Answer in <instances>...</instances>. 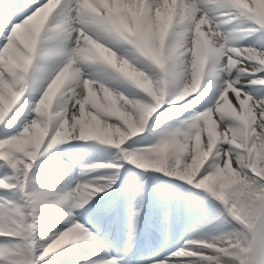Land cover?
<instances>
[{"label":"snow or ice","instance_id":"1","mask_svg":"<svg viewBox=\"0 0 264 264\" xmlns=\"http://www.w3.org/2000/svg\"><path fill=\"white\" fill-rule=\"evenodd\" d=\"M229 23L264 31V0H0V264H40L77 239L76 210L115 183L125 159L219 203L205 221L214 234L149 264H264V47L231 43L245 37L223 35ZM177 111L184 118L162 123L156 142L126 145L155 114ZM89 139L123 156L82 164L49 203L54 185L33 169L62 142ZM101 167L117 171L86 175ZM57 212L69 226L45 238Z\"/></svg>","mask_w":264,"mask_h":264},{"label":"bare ground","instance_id":"2","mask_svg":"<svg viewBox=\"0 0 264 264\" xmlns=\"http://www.w3.org/2000/svg\"><path fill=\"white\" fill-rule=\"evenodd\" d=\"M210 14L215 12V6L209 8ZM248 23L254 24L255 21H248ZM233 27L232 23L222 25L221 33L223 35H230L232 37H237L243 35L245 38L242 40H232L231 43L243 45L244 42L252 45L253 47L260 48V45L263 44L264 47V31L262 32H230L229 29ZM255 35V36H251ZM134 87V86H132ZM259 90V89H257ZM201 93L211 94V90L208 88H202ZM191 98V97H190ZM198 107V106H197ZM172 108H176L173 106ZM164 109H161V112ZM179 112V111H178ZM180 113V112H179ZM160 116L158 112L153 118V128L146 130L144 133L138 134L134 137L135 140H144L148 138L149 134H155L157 129H154L155 125L161 126V123L157 121V118ZM6 125H0V135L5 131ZM71 145L63 146L59 151L53 152L54 155H48L42 160L47 161V164L43 168H34L33 171L36 175L45 181H48L54 185L52 192L49 194L46 199L49 203H54L59 195L62 194L69 187L70 182L72 183L74 179L80 173V168L82 164H106L111 161H119L123 156V153L115 146L103 143L101 141H96L93 139L89 140H69ZM68 141L62 142L66 143ZM128 142V141H127ZM126 142V143H127ZM66 145V144H65ZM124 147V146H122ZM114 171V169L101 167L90 169L86 175L90 176H99L108 178ZM6 169L0 167L1 177L5 175ZM121 173L123 177L121 179L130 177V191L124 192L121 196L113 197L112 190L115 189L120 179ZM160 174L163 178H166L164 183L161 196L164 199V205L166 207V212L164 216V221L166 223L165 233L168 234L167 242L165 244V253L169 252L172 247H177L178 245L176 239L179 235L176 231H179V220H180V202L177 189L179 188L180 183H187L181 181L178 177H171L167 172H161L159 169H141L138 165L132 164L130 160H123V167L118 170V178L115 183L112 184L110 188H107L105 191L98 193L94 196L87 204H85L81 209H77L76 212L79 213L77 216L78 221L82 224L83 222L88 224L89 229L80 230L76 233L77 239L71 240L68 244L63 245L61 248L55 250L49 254V257L45 260L47 264L48 260H52L50 264H65V262H73L78 259H85L86 255L94 253V259H99L100 256L97 255L99 251L95 250L93 245L100 246L98 243L97 235L94 231L98 232L99 229L106 227L111 223V220L115 219L119 223V216L121 219L126 217L127 224L125 230V240L124 245L120 251L128 250V254H121L119 262L121 264H149V261H144L142 254H138L139 246L145 237V215L147 212V206L151 197L157 198V193L154 192L147 183V174ZM189 187H194L189 185ZM165 187V188H164ZM195 188V187H194ZM125 191V180L119 184L117 192L121 190ZM116 192V194H117ZM195 193V192H194ZM149 200V201H148ZM200 200L194 196H190L187 201L186 208L190 209V214L187 216L189 220V231L188 236H186V241L190 237L208 234H214L210 228H200L197 229L194 225H190L192 219L195 217V214L199 210ZM74 203L71 195L69 198L64 200L63 203L57 205V209H67L68 206ZM157 203V202H156ZM103 205V215H101L100 210ZM107 206V207H106ZM42 211H56L44 209ZM57 214L62 216L60 221L52 222V227L47 229H40L39 231L45 234V238H48L53 235L57 230H65L67 226L68 217L64 212H57ZM83 221V222H82ZM36 235V233H35ZM146 237L145 240H147ZM112 248L116 246L118 240L117 229L114 230L110 236ZM185 244V243H184ZM183 244V245H184ZM91 246V248H89ZM130 250V253H129ZM175 251V250H174ZM54 258L61 259V262L53 261ZM60 261V260H59Z\"/></svg>","mask_w":264,"mask_h":264},{"label":"rangeland","instance_id":"3","mask_svg":"<svg viewBox=\"0 0 264 264\" xmlns=\"http://www.w3.org/2000/svg\"><path fill=\"white\" fill-rule=\"evenodd\" d=\"M243 45H249L248 43H246V42H244L243 43ZM257 45H260V47L261 46H263V44H258L257 43ZM181 114H183V113H181ZM179 116V114H173V116L172 115H165V116H159L158 118H157V121H159L160 123H161V121L160 120H167L165 123L167 124H171V123H173L174 121H177V117ZM162 124V123H161ZM153 135L154 134H149V136H148V138L150 137L151 139H152V137H153ZM147 139V138H146ZM146 139H144V140H135L134 139V137L133 138H130V140L126 143V145L127 144H132L133 145V148H137V149H139V148H143V147H146L147 146V143H148V141H146ZM158 139V137H153V141L154 142H156V140ZM139 141H143V142H145V143H142V142H139ZM133 142H135L134 144H133ZM131 152V151H130ZM131 154V153H130ZM0 177H1V174H0ZM163 176H161L160 174H155L154 173V175L151 177L152 179H153V181H155V186H157L158 188H161V186H162V183H161V181L163 180V178H162ZM165 183V182H164ZM163 183V186H165V184ZM163 186H162V188H161V193H162V189H163ZM182 186H183V184L182 183H180L179 184V188L177 189V191H179V189H182ZM165 187H167V185L165 186ZM164 187V188H165ZM187 188H185L186 189V193H187V195H188V197H190V196H194L195 198H197L198 200H200L199 202H200V204H206V209H204V211H203V214L200 216V218H199V220L194 224V227L197 229V227H199V229L202 227V228H210L211 229V231H212V229H213V224H209V223H206L205 221L210 217V215L213 213V210H214V208L215 207H217V206H219V203H218V201L214 198V197H212L210 194H208L207 193V190H200V189H196V188H194V187H189V186H186ZM195 192V193H194ZM5 193H4V190L3 189H0V195H4ZM179 194V193H178ZM158 196V195H157ZM187 211H188V216H189V214H190V209L189 208H187ZM182 212V211H181ZM192 221H193V219H192ZM192 221H191V223H192ZM191 225V224H190ZM188 231H189V227H188ZM177 233H179L180 232V230L179 231H176ZM213 232V231H212ZM187 236H188V232H187ZM199 236V235H198ZM186 242V240H184L183 241V243L182 244H179L178 245V248H180L184 243ZM181 243V242H180ZM171 250H176L177 249V247H172V248H170ZM170 250V251H171ZM121 252V254H122V252H123V250L122 251H120ZM120 252L118 253V256H120L119 254H120ZM124 252H126L127 253V251L125 250ZM107 257V256H106ZM105 258V257H104ZM103 258V259H104ZM60 260V261H59ZM53 261H58V262H61L62 260L61 259H58V258H54L53 259ZM85 261H93V260H91L90 258H85V259H78V260H76V261H73L72 263L71 262H69V263H67V264H84V262ZM52 262V260H50V262H49V260H48V262H47V264H50ZM66 263V262H65ZM46 264V263H45Z\"/></svg>","mask_w":264,"mask_h":264}]
</instances>
